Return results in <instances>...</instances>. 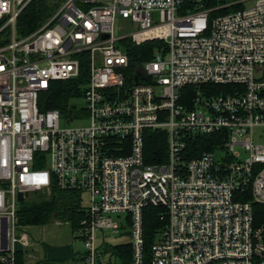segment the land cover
<instances>
[{"label": "built area", "instance_id": "2783aa9c", "mask_svg": "<svg viewBox=\"0 0 264 264\" xmlns=\"http://www.w3.org/2000/svg\"><path fill=\"white\" fill-rule=\"evenodd\" d=\"M32 1L0 0V264L34 245L19 195L55 187L91 195L86 264H264V0H66L20 38ZM149 42L133 66L131 48ZM82 76L72 103L85 106L42 110L53 83ZM148 131L167 133L164 163L146 162ZM151 206L166 224L147 253ZM105 231L129 251L97 246Z\"/></svg>", "mask_w": 264, "mask_h": 264}, {"label": "trees", "instance_id": "16d2710c", "mask_svg": "<svg viewBox=\"0 0 264 264\" xmlns=\"http://www.w3.org/2000/svg\"><path fill=\"white\" fill-rule=\"evenodd\" d=\"M66 0H33L23 11L17 21V33L20 38L27 37L43 26L59 10ZM4 21H0V28ZM10 41V30H5L0 34V44ZM132 45V44H126ZM159 42H149L140 48H131L130 53L133 66L141 67L144 62L150 60L152 55H139L146 50L154 51ZM130 51V52H131ZM83 74L87 68L83 63ZM84 76L70 81H57L53 83L52 90L44 98L46 102L42 104V110H60L63 116L74 114L75 106L72 99L82 96V84L86 83ZM146 162L148 164L164 163L167 158L168 135L163 131L146 132ZM213 141V140H212ZM210 139H203V142L197 144L200 152L210 150L213 147ZM200 154V153H199ZM196 156V155H195ZM34 200L30 203L21 205L18 211V224L22 227L45 226L52 221H62L69 223L73 232H80L81 223L86 218V213L82 205V196L78 192L64 191L58 187L50 192L33 193ZM30 196V195H29ZM255 215L259 224H264V205H255ZM165 209L162 207H148L144 210V229L146 238V251L156 240L158 232L162 231L166 224ZM128 247V246H127ZM124 246H105L106 252H112L121 255V252H127L129 249ZM74 260L78 257L74 256ZM128 258V256H127ZM17 264H26L25 254H17Z\"/></svg>", "mask_w": 264, "mask_h": 264}, {"label": "rangeland", "instance_id": "374dc122", "mask_svg": "<svg viewBox=\"0 0 264 264\" xmlns=\"http://www.w3.org/2000/svg\"><path fill=\"white\" fill-rule=\"evenodd\" d=\"M119 23L117 24V31ZM74 106H85L84 100L73 103ZM34 194L20 203H30L34 200ZM83 203L87 207L91 204V195L89 193L81 194ZM20 231L26 232L33 238L34 245L29 249L30 254L39 256L40 254L47 256L48 260H56L59 264H86L82 259L86 253L84 241L81 238L80 232H73L71 225L62 221H52L45 226H31L22 227ZM126 241L125 233H114V231H105L98 234L96 240L97 246L107 244L111 247H116L122 242ZM74 256L78 257V260H74ZM70 258L69 261L67 259ZM62 260V261H61ZM104 264H114L115 260L111 262L108 258L104 259ZM116 264H121V261L117 260Z\"/></svg>", "mask_w": 264, "mask_h": 264}, {"label": "crops", "instance_id": "0c3cea01", "mask_svg": "<svg viewBox=\"0 0 264 264\" xmlns=\"http://www.w3.org/2000/svg\"><path fill=\"white\" fill-rule=\"evenodd\" d=\"M26 258V264H59L58 261L52 259V260H48L47 256H44L42 254H40L39 256H35V255H25ZM70 258L67 259V261H69ZM62 261V260H61ZM66 262L64 261V264Z\"/></svg>", "mask_w": 264, "mask_h": 264}, {"label": "water", "instance_id": "95a60500", "mask_svg": "<svg viewBox=\"0 0 264 264\" xmlns=\"http://www.w3.org/2000/svg\"><path fill=\"white\" fill-rule=\"evenodd\" d=\"M140 76L145 77V73L142 70L137 71V78ZM137 82H139L138 79H137ZM26 196H28V195H26ZM19 201H20V203L25 202V196L23 194L19 195Z\"/></svg>", "mask_w": 264, "mask_h": 264}]
</instances>
